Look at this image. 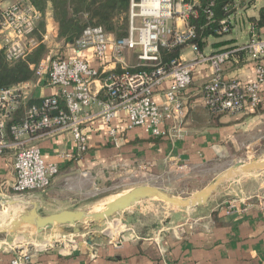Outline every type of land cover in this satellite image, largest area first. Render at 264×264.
<instances>
[{
    "label": "crops",
    "instance_id": "obj_1",
    "mask_svg": "<svg viewBox=\"0 0 264 264\" xmlns=\"http://www.w3.org/2000/svg\"><path fill=\"white\" fill-rule=\"evenodd\" d=\"M239 3L232 31L229 35L210 37L201 50L204 54L233 50L247 44L253 38L252 33L264 34V27L256 30L250 20L259 19L263 0H239ZM240 14L251 25L246 42L238 41L243 37L237 28ZM46 24V39L49 36L58 39L56 31L52 33L56 28L52 6L46 10ZM237 32L238 35H233ZM135 56V52L127 54L131 67L135 66L132 65ZM180 56L186 60L195 57L189 47L181 49ZM90 62L98 66L92 58ZM256 64L248 53L235 54L224 65L223 75L226 80L254 82ZM106 65L111 70L120 68L111 59ZM210 78L209 66H199L193 83L183 94L186 116L182 140L154 138L142 128L128 130L122 113L113 122L119 129L117 138L109 135L100 118L84 129L88 149L83 154H79L69 132L37 140L35 144L45 161L58 164L60 172L46 191L23 195L21 198L28 202L24 200L27 204L22 205L36 203L42 215L66 210L96 211L136 187L155 186L172 193L191 181L196 185L206 167L227 162L244 151L258 152L264 144V86L258 111L216 115L204 99V86ZM94 85L99 88L98 82ZM168 87L166 84L162 90ZM54 91L45 82L34 86L29 95L31 100L40 102ZM163 99L161 91L155 100L162 103ZM98 111V107L92 108V112ZM67 154L74 158H62ZM13 160L11 152L0 157V179L6 192L12 191L15 182ZM228 168L225 165L217 168L215 177ZM238 190L244 194L242 197L232 201L222 199L214 206L213 197L196 209H175L149 200L120 213L114 224L104 222L105 227L104 223L94 226L82 223L78 225L80 232H75L72 226H63L42 234L25 230L14 235L1 234L0 238L9 243L18 238L32 243L51 241L53 247L38 254L36 264H264V193L251 198L246 197L248 194L242 187ZM119 235L126 237L122 243L114 241ZM73 241L77 248L71 244ZM13 258L12 252L0 249V264H12Z\"/></svg>",
    "mask_w": 264,
    "mask_h": 264
},
{
    "label": "built area",
    "instance_id": "obj_2",
    "mask_svg": "<svg viewBox=\"0 0 264 264\" xmlns=\"http://www.w3.org/2000/svg\"><path fill=\"white\" fill-rule=\"evenodd\" d=\"M12 1L0 0V51L10 64L26 61L40 45L35 33L42 20L32 0ZM214 4L209 0L203 10L206 25L214 22ZM198 7L200 0H130L126 38L116 39L103 27L90 25L73 45H68L69 56L43 58L30 64L32 80L0 88V157L9 152L13 155L15 182L11 189L16 195L21 198L29 192L46 191L60 172L58 164L45 161L35 144L37 140L69 132L79 154H83L88 149L84 129L98 118L113 138L119 136L113 122L122 113L128 130L142 128L154 138L182 140L186 116L183 94L201 65H208L211 72L204 86V99L213 114L258 111L264 86V34L254 33L247 44L236 49L206 55L196 43L197 29L191 25L192 19L200 16ZM233 21L234 15L222 19L215 34H229ZM185 47L194 53L193 59L179 56L167 64L163 62L162 49ZM130 52H135L138 60L133 67L127 62ZM239 53L255 58L256 81L225 79L224 65ZM91 58L98 66L91 64ZM108 59L120 68L108 69ZM45 82L54 93L30 103L29 91ZM166 84L169 87L162 90ZM161 91L164 99L159 103L155 98ZM93 107L99 111L92 112ZM62 158L74 157L67 154ZM4 188L0 179V190ZM8 193L1 192L6 199L11 198ZM119 236L116 243L126 239ZM132 236L135 238V233ZM71 244L77 248L75 241ZM52 247L49 240L32 243L18 238L9 243L0 238V249L14 254L12 264H36L37 255Z\"/></svg>",
    "mask_w": 264,
    "mask_h": 264
},
{
    "label": "trees",
    "instance_id": "obj_3",
    "mask_svg": "<svg viewBox=\"0 0 264 264\" xmlns=\"http://www.w3.org/2000/svg\"><path fill=\"white\" fill-rule=\"evenodd\" d=\"M201 7L198 19H192L191 25L197 29L196 43L202 50L210 37H219L215 29L222 19L235 15L240 6L239 0H214V22L206 25V16L203 12L209 0H200ZM32 4L41 12L40 21L35 33L41 44L34 50L26 61L8 63L3 51H0V88H9L33 79L34 74L30 64L41 61L47 52V47L42 44L46 34V10L52 6L54 11L55 31L58 39L64 46L73 45L81 36L84 29L90 25L101 26L116 39L126 38L129 34L130 0H32ZM253 28L260 30L264 27V7L260 11L259 19L251 18ZM254 34V33H252ZM162 60L165 64L173 58L180 56V50H161ZM30 103H38L32 99ZM260 109V107H259ZM258 109V110H259ZM19 113L18 119L22 116Z\"/></svg>",
    "mask_w": 264,
    "mask_h": 264
},
{
    "label": "water",
    "instance_id": "obj_4",
    "mask_svg": "<svg viewBox=\"0 0 264 264\" xmlns=\"http://www.w3.org/2000/svg\"><path fill=\"white\" fill-rule=\"evenodd\" d=\"M260 171H264V159L238 163L228 168L195 195L185 198L175 196L155 186L136 187L107 203L104 211L66 210L52 215H42L38 212L37 204L33 203L32 209L27 215L14 219L11 225L1 232L14 235L19 231L35 230L38 234H42L63 226H72L75 232H80L79 224L85 223L94 226L107 222L113 216L125 213L136 204L149 200L164 202L175 209H196L205 206L227 181L241 179ZM17 204L15 199H6L0 194V205L15 206ZM91 244L92 240H89V245Z\"/></svg>",
    "mask_w": 264,
    "mask_h": 264
},
{
    "label": "rangeland",
    "instance_id": "obj_5",
    "mask_svg": "<svg viewBox=\"0 0 264 264\" xmlns=\"http://www.w3.org/2000/svg\"><path fill=\"white\" fill-rule=\"evenodd\" d=\"M14 1V0H13ZM12 1V2H13ZM8 2H10V0H8ZM237 28L239 31L243 32V37H241L238 41L239 42H246L247 39L249 38L248 32L250 29V24L248 23V19L243 18V16L240 14V17L238 16L237 18ZM137 26H139V24H136ZM50 29L52 28V26L50 25L49 27ZM55 30L52 32L54 33ZM229 35V34H227ZM233 35H238V32L236 34ZM45 36V35H44ZM41 44V43H40ZM42 44H45L47 47V52L44 55V59H52V58H61V57H66L69 56L70 54V50L67 48V46H64V43L62 41H59L55 36H49L48 39L43 40ZM138 62L137 60V56H135L133 58V62L132 65H136V63ZM262 147L260 148V150L258 152H251L248 153L246 151H244L243 153H238L236 154V156H231L227 162L224 163H216L206 167L205 169L202 170V173L200 176L201 180L195 185V183H193L192 181L187 183L185 186L183 187H177L176 189L172 190V194L178 197H190L195 195L196 193H198L199 191H201L203 188H205L208 184H210V182H212V180H214V178H216L215 174L217 172V170L219 169V167L225 165V166H233L236 165L238 163H248L251 162L253 160H263L264 159V144L261 145ZM218 168V169H217ZM200 179V178H199ZM240 187L243 188V190L245 191V194L247 195L246 197H255L258 194H262L264 193V171H260L257 172L255 174L249 175V176H245L241 179H237V180H229L227 181L222 187L221 189L213 196L212 198V205L214 206V204H216V202L221 201L222 199H231L235 200V199H239V197H242L244 194L240 193V191L238 190ZM8 196H10L12 199L18 200V201H26V198H20L18 195H16L13 191H10L8 193ZM111 199H108L107 201H109ZM113 200V199H112ZM157 201V200H155ZM28 202V201H26ZM163 205H165V207H173L169 204H166L164 202ZM105 205H102V208H104ZM101 207H98L97 210H99ZM32 209L31 205H16V206H3L0 205V225H6V224H10V222L13 219H19L20 217L27 215ZM119 214L113 216L110 220H108V222L110 224H114L116 221H118V216ZM107 223V222H106ZM104 223L102 226H106ZM58 229V228H56ZM55 229V230H56ZM4 234L1 232L0 230V235ZM2 237V236H0Z\"/></svg>",
    "mask_w": 264,
    "mask_h": 264
},
{
    "label": "bare ground",
    "instance_id": "obj_6",
    "mask_svg": "<svg viewBox=\"0 0 264 264\" xmlns=\"http://www.w3.org/2000/svg\"><path fill=\"white\" fill-rule=\"evenodd\" d=\"M115 199V198H114ZM113 199V200H114ZM15 201H17L18 202V204L17 205H21V204H27L26 202H22V201H18V200H15ZM112 201V200H111ZM110 201V202H111ZM106 205L107 204H105V206H104V208H102V205L100 206L101 208L99 209V210H96V211H104L105 209H106ZM16 206V205H15ZM13 207V206H12ZM14 220V219H13ZM12 220V221H13ZM11 221V222H12ZM11 222H10V224H6V225H0V230L2 231V230H5L6 228H8L10 225H11Z\"/></svg>",
    "mask_w": 264,
    "mask_h": 264
}]
</instances>
